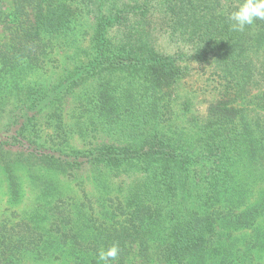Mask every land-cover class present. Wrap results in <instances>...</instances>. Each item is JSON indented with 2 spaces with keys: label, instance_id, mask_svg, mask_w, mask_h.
I'll return each instance as SVG.
<instances>
[{
  "label": "trees",
  "instance_id": "1",
  "mask_svg": "<svg viewBox=\"0 0 264 264\" xmlns=\"http://www.w3.org/2000/svg\"><path fill=\"white\" fill-rule=\"evenodd\" d=\"M239 3L0 0V264H264V20L231 31Z\"/></svg>",
  "mask_w": 264,
  "mask_h": 264
},
{
  "label": "clouds",
  "instance_id": "2",
  "mask_svg": "<svg viewBox=\"0 0 264 264\" xmlns=\"http://www.w3.org/2000/svg\"><path fill=\"white\" fill-rule=\"evenodd\" d=\"M227 18L231 31L243 32L246 26L253 25L256 20H264V0H240L238 6L228 13ZM119 251L118 244H112L106 249L101 248L97 253L99 264H110L117 259Z\"/></svg>",
  "mask_w": 264,
  "mask_h": 264
},
{
  "label": "rangeland",
  "instance_id": "3",
  "mask_svg": "<svg viewBox=\"0 0 264 264\" xmlns=\"http://www.w3.org/2000/svg\"><path fill=\"white\" fill-rule=\"evenodd\" d=\"M92 21L89 20V25L88 26H92ZM90 31H92L91 29H89ZM165 42H167L166 40H164ZM166 44V43H164ZM166 45H169L168 43ZM164 50L167 51L169 50V52H174L175 48L173 49H169V46L164 47ZM9 108V106H8ZM7 109V107H6ZM70 109V108H69ZM24 176V175H23ZM88 189L90 190V187H88ZM22 198L20 200V202L15 205L13 207L14 210H17L18 213L20 214H24L28 211L31 210V208L33 207L34 203L37 200V193L36 190L33 189L32 185L29 183V181L26 179L23 181V188H22ZM92 191V190H91ZM8 196L6 194V190L3 186V184L0 183V214L1 216H9V212L7 210V208L10 206L9 205V201H8ZM69 264L68 261H56V262H52V263H48V262H41V261H36L34 259L28 258L26 259L23 264Z\"/></svg>",
  "mask_w": 264,
  "mask_h": 264
}]
</instances>
